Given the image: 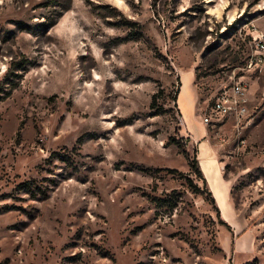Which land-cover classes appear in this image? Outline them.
Wrapping results in <instances>:
<instances>
[{"label":"rangeland","instance_id":"374dc122","mask_svg":"<svg viewBox=\"0 0 264 264\" xmlns=\"http://www.w3.org/2000/svg\"><path fill=\"white\" fill-rule=\"evenodd\" d=\"M260 32L264 0H0V264H264ZM233 78L248 120L206 138L256 235L239 256L180 143L183 86L201 120Z\"/></svg>","mask_w":264,"mask_h":264},{"label":"crops","instance_id":"0c3cea01","mask_svg":"<svg viewBox=\"0 0 264 264\" xmlns=\"http://www.w3.org/2000/svg\"><path fill=\"white\" fill-rule=\"evenodd\" d=\"M187 84L183 86L182 96L184 98V104L186 105V110L184 111L183 128L181 129L182 135H189L190 142L198 143V160L200 168L207 179L208 186L214 194V199L219 208L221 218L226 222V224L231 228L230 232V242L232 241L231 247L229 249L234 251L236 256L240 254L249 255L254 251L256 235L254 229L248 226L246 220L242 219L241 213L236 208L232 199V190L234 186V181L226 177L224 174V166L222 160L219 157V152L214 148L211 141L207 139V126L204 125L201 120H197L194 117L190 103L187 101L188 92ZM196 118V119H195ZM200 124L202 129L200 132L197 131V126L193 125ZM204 150L202 149V145ZM228 249V247H226Z\"/></svg>","mask_w":264,"mask_h":264},{"label":"built area","instance_id":"2783aa9c","mask_svg":"<svg viewBox=\"0 0 264 264\" xmlns=\"http://www.w3.org/2000/svg\"><path fill=\"white\" fill-rule=\"evenodd\" d=\"M254 39L257 40L256 53H253L247 64L249 69L261 68L264 64V32L255 35ZM247 87L244 80L235 78L223 85L213 101L212 111L206 113L201 122L204 125H209L227 118H233L237 122V127L243 121L246 122L250 112ZM180 140L184 145H187L190 143V136L182 135Z\"/></svg>","mask_w":264,"mask_h":264},{"label":"trees","instance_id":"16d2710c","mask_svg":"<svg viewBox=\"0 0 264 264\" xmlns=\"http://www.w3.org/2000/svg\"><path fill=\"white\" fill-rule=\"evenodd\" d=\"M156 94L153 96V100H155L156 99ZM152 106H153V101H152V104H151ZM178 140H176V139H174L173 137L172 138H170L169 140H167L166 141V145H171L172 143H175V142H177ZM182 141L180 140V143H181ZM198 150V149H197ZM198 152V151H197ZM184 155H185V157L187 158V159H189V166H190V169L192 170V171H194L195 172V174L198 176V177H200L201 179H202V181L204 182V185H205V187H206V190H208V195L210 196V199H211V202H212V204L215 206V208H216V210L218 211V213H219V215H220V210H219V208H218V206H217V204H216V201H215V199H214V194H212V192H211V190H210V188H209V186H208V183H207V179H206V177L204 176V174H203V172H202V170H201V168H200V164H199V161L200 160H198V156L195 158V157H192L191 158V156L188 154V152L185 150L184 151ZM220 218H221V216H220ZM221 220L226 224V222L221 218Z\"/></svg>","mask_w":264,"mask_h":264},{"label":"bare ground","instance_id":"6f19581e","mask_svg":"<svg viewBox=\"0 0 264 264\" xmlns=\"http://www.w3.org/2000/svg\"><path fill=\"white\" fill-rule=\"evenodd\" d=\"M255 53H256V51H255ZM204 146H205V145L203 144V145H202V149H203V150H204Z\"/></svg>","mask_w":264,"mask_h":264}]
</instances>
